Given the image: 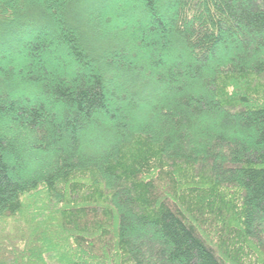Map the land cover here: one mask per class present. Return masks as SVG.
<instances>
[{"label": "trees", "instance_id": "16d2710c", "mask_svg": "<svg viewBox=\"0 0 264 264\" xmlns=\"http://www.w3.org/2000/svg\"><path fill=\"white\" fill-rule=\"evenodd\" d=\"M262 252L264 0H0V264Z\"/></svg>", "mask_w": 264, "mask_h": 264}, {"label": "rangeland", "instance_id": "374dc122", "mask_svg": "<svg viewBox=\"0 0 264 264\" xmlns=\"http://www.w3.org/2000/svg\"><path fill=\"white\" fill-rule=\"evenodd\" d=\"M52 30V28H50L49 29V31H51ZM135 47L136 48H140L141 47V45H137V44H133V43H131L130 42V46L128 47V51H127V55H132L133 53H139V49H135ZM14 58L17 60V61H20V60H22V58H20V54L18 53H16L15 55H14ZM23 59H25V58H23ZM120 77H113L112 78V82L114 83V84H116V83H120V84H123L124 85V83H125V81H123V78H124V76H123V74H120L119 75ZM120 80H122V81H120ZM1 90L2 91H4V88L3 87H1ZM30 206V205H29ZM15 225V224H14ZM264 256V252H262V254H261V256ZM262 256V257H263Z\"/></svg>", "mask_w": 264, "mask_h": 264}]
</instances>
